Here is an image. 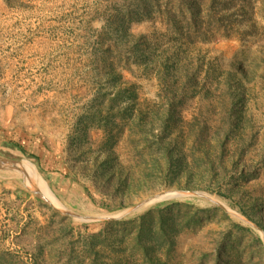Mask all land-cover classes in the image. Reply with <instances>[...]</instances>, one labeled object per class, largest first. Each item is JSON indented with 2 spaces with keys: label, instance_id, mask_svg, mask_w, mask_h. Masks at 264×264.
<instances>
[{
  "label": "rangeland",
  "instance_id": "obj_1",
  "mask_svg": "<svg viewBox=\"0 0 264 264\" xmlns=\"http://www.w3.org/2000/svg\"><path fill=\"white\" fill-rule=\"evenodd\" d=\"M131 2L0 0V256L102 264L116 254L84 246L106 221L173 201L200 215L178 236L167 264H216L227 249L218 264H264V0H233L232 11L218 14L225 16L221 36L196 45L150 20L132 22L124 34L115 14ZM102 42L126 44L121 62L128 60L131 71L116 80L106 74ZM111 58L119 71L118 51ZM163 74L184 98L166 141L185 143L186 169L176 173L163 157L143 151L139 128L122 135L116 123L102 127L105 117L91 119L101 96L121 93L122 106L138 97L133 122L143 117L148 129L153 111L163 112L160 95L171 93L160 84ZM203 128L208 164L199 161ZM228 135L224 147L218 144ZM20 163L44 179L61 206L25 178ZM166 192L178 196L154 198Z\"/></svg>",
  "mask_w": 264,
  "mask_h": 264
},
{
  "label": "trees",
  "instance_id": "obj_2",
  "mask_svg": "<svg viewBox=\"0 0 264 264\" xmlns=\"http://www.w3.org/2000/svg\"><path fill=\"white\" fill-rule=\"evenodd\" d=\"M233 0H132L129 7L124 9V12H116L115 17L119 23V27L124 34L130 33L131 23L134 21L142 22L150 20L151 22H160L166 27L168 34L177 38V41L184 44L196 45L198 43H209L212 39L221 36V22L225 16H219L220 11H232ZM222 7V9H221ZM216 8H220L219 12ZM215 23V26L212 25ZM127 24V26L125 25ZM124 43L119 44H104L102 42L101 51L103 53L104 69L106 74L111 75L113 79L123 77L124 71H131L130 63L121 62L125 55ZM118 51L119 71H116L114 65L117 63L114 60L112 63L110 58ZM110 56V58H109ZM115 58V57H114ZM113 59V58H111ZM165 60H161L160 67L163 66ZM236 67L237 65L234 64ZM170 75V74H169ZM167 79V78H166ZM164 74L159 77L160 84L168 85L171 90L169 94L160 95L164 103L163 112L160 114L153 111V121L149 128L143 125V117H139L138 122H133L137 113L141 111L139 107L138 97L132 96L127 106H122L124 97L121 93L110 99L111 94H104L99 99L101 103L98 109L92 114V120L102 121L105 117L103 128L110 125H120L119 133L124 135L128 130L130 134L135 133V128H139L138 132L141 135L142 149L144 152L150 151L156 154L159 158L163 157L166 160L167 170L171 173L186 169L185 155L183 151L184 142L177 140L174 147L169 142H166L176 120V115L180 113L184 98L178 93L176 88L170 86L166 81ZM106 98H109L106 101ZM106 114L108 116H102ZM110 115V116H109ZM119 119V120H117ZM132 125L130 127L129 125ZM133 123V124H132ZM124 124V127L121 126ZM146 126V125H145ZM234 131V130H233ZM232 131V132H233ZM205 129H201L197 135L200 140L199 144L202 147L201 161L203 164H208L213 161L209 159V153L204 137ZM153 136V141L149 138ZM129 137V135H128ZM219 140L218 144L222 147L226 145ZM16 147L30 158L39 160V154L36 152L29 153L24 146ZM143 152V153H144ZM142 153V154H143ZM220 155L224 154L220 152ZM219 156L218 158H221ZM157 165L160 166L158 158ZM220 195L226 198H231L230 195L224 192H219ZM186 207L185 213L180 215L181 208ZM177 209V212H175ZM192 205L189 203L182 204L180 202H161L158 203L140 216L106 221V228L101 232L92 234L85 242L87 251L97 254L98 252H108L116 254V258H112L111 254L105 255L102 264H167L168 258L177 246L178 236L187 229H193V224L200 212L195 216H190ZM114 244L117 247H114ZM1 248V246H0ZM98 249V250H97ZM2 249H0L1 252ZM219 252L216 258V264L222 259V255L228 256L227 249L222 254ZM1 254V253H0ZM106 254V253H105ZM0 256V264H26L24 260L12 253H3ZM225 264H232L228 261Z\"/></svg>",
  "mask_w": 264,
  "mask_h": 264
},
{
  "label": "bare ground",
  "instance_id": "obj_3",
  "mask_svg": "<svg viewBox=\"0 0 264 264\" xmlns=\"http://www.w3.org/2000/svg\"><path fill=\"white\" fill-rule=\"evenodd\" d=\"M18 168L21 170L22 173H24V176H25L26 179L34 180L40 187H42V189L45 192V194L56 205L61 206L60 202L58 201V199H56L55 195L52 193V191L50 190V188L48 187V185L46 184V182L44 181V179L40 175H37L36 174V171L34 169L30 168L29 166L20 165V164L18 165ZM7 172H9V171H7ZM173 192L172 193H167V194L161 195L159 198L160 199H166V198H172V197L178 196V195H176Z\"/></svg>",
  "mask_w": 264,
  "mask_h": 264
},
{
  "label": "water",
  "instance_id": "obj_4",
  "mask_svg": "<svg viewBox=\"0 0 264 264\" xmlns=\"http://www.w3.org/2000/svg\"><path fill=\"white\" fill-rule=\"evenodd\" d=\"M17 168H18V166H17ZM36 191H37L39 194H41L40 191H39L38 189H36ZM166 193H168V192H166ZM176 193H181V194L183 195V194H185L186 192H185V193H183V192H176ZM194 194H195V195H198V196H200V197H203V198H205V199H209V200H211L210 197H208V196H206V195H203V194H201V193H194ZM161 195H163V193L160 194V195H158V196H156V197H154V198L160 197ZM154 198H151V199H154ZM151 199H150V200H151ZM150 200H148V201H150ZM148 201H146V202L140 204L138 207L144 205V204L147 203Z\"/></svg>",
  "mask_w": 264,
  "mask_h": 264
},
{
  "label": "crops",
  "instance_id": "obj_5",
  "mask_svg": "<svg viewBox=\"0 0 264 264\" xmlns=\"http://www.w3.org/2000/svg\"><path fill=\"white\" fill-rule=\"evenodd\" d=\"M20 165H22V163H20Z\"/></svg>",
  "mask_w": 264,
  "mask_h": 264
}]
</instances>
